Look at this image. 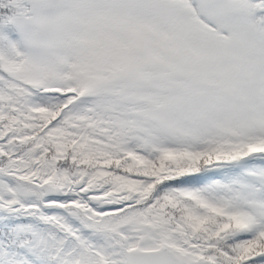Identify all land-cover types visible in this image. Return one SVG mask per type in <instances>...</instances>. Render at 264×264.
<instances>
[{
    "label": "snow or ice",
    "instance_id": "obj_1",
    "mask_svg": "<svg viewBox=\"0 0 264 264\" xmlns=\"http://www.w3.org/2000/svg\"><path fill=\"white\" fill-rule=\"evenodd\" d=\"M0 264H264V0H0Z\"/></svg>",
    "mask_w": 264,
    "mask_h": 264
}]
</instances>
